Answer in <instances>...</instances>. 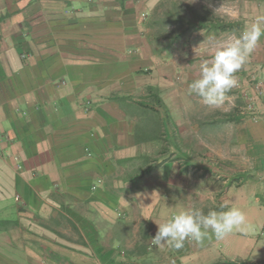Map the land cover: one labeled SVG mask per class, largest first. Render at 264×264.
<instances>
[{"label": "crops", "instance_id": "obj_1", "mask_svg": "<svg viewBox=\"0 0 264 264\" xmlns=\"http://www.w3.org/2000/svg\"><path fill=\"white\" fill-rule=\"evenodd\" d=\"M238 3L246 27L264 17V0ZM146 6L0 0V264H264V108L218 143L222 177L169 158L182 151L144 135L129 97L160 67ZM251 57L264 77V36ZM222 205L245 232L151 245L175 213Z\"/></svg>", "mask_w": 264, "mask_h": 264}, {"label": "rangeland", "instance_id": "obj_2", "mask_svg": "<svg viewBox=\"0 0 264 264\" xmlns=\"http://www.w3.org/2000/svg\"><path fill=\"white\" fill-rule=\"evenodd\" d=\"M144 1L143 33L152 39L160 67L138 74L139 86L129 95L138 103L133 113L142 117L139 126L144 135L159 137L166 147H178L182 152L162 153L132 166L142 172L145 166H153L167 155L199 177H222L223 161L214 151L222 137L232 139L239 124L260 116L264 108V77L250 56L234 74L237 86L227 93L228 98L219 108L204 105L189 91V84L199 77L201 63L211 60V50L246 28L238 12L239 0Z\"/></svg>", "mask_w": 264, "mask_h": 264}, {"label": "clouds", "instance_id": "obj_3", "mask_svg": "<svg viewBox=\"0 0 264 264\" xmlns=\"http://www.w3.org/2000/svg\"><path fill=\"white\" fill-rule=\"evenodd\" d=\"M261 36H264V17L252 22L239 34L221 41L211 50V60L201 63L199 77L189 84V91L200 97L204 105L221 107L228 98L227 93L237 86L234 74L247 63ZM221 207L226 210H210L205 214L193 207L175 213L166 222L157 224L152 244L180 249L186 240L199 243L210 234L219 240L233 232H245L244 213L237 207Z\"/></svg>", "mask_w": 264, "mask_h": 264}, {"label": "built area", "instance_id": "obj_4", "mask_svg": "<svg viewBox=\"0 0 264 264\" xmlns=\"http://www.w3.org/2000/svg\"><path fill=\"white\" fill-rule=\"evenodd\" d=\"M253 113H255V111H253ZM0 146H1V142H0ZM151 245H153L152 242H151Z\"/></svg>", "mask_w": 264, "mask_h": 264}]
</instances>
